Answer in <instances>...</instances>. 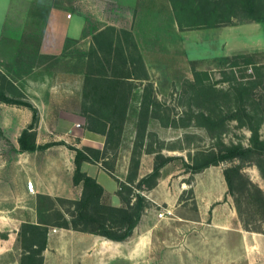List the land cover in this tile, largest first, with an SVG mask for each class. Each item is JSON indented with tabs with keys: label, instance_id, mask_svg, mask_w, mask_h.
Listing matches in <instances>:
<instances>
[{
	"label": "crops",
	"instance_id": "crops-1",
	"mask_svg": "<svg viewBox=\"0 0 264 264\" xmlns=\"http://www.w3.org/2000/svg\"><path fill=\"white\" fill-rule=\"evenodd\" d=\"M180 4L178 0H0V59L74 60L81 66L93 47V37L112 28L130 35L146 76L145 80L132 81L138 85L130 91L114 147L105 145V136L85 130L84 118L76 112H68L66 116L71 120L67 126L48 130L47 138L40 130L44 117L39 115L34 128L35 145L60 144L20 152L16 140L22 129L15 136V165L27 162L28 170L21 172V176L31 181L34 191L28 192L25 181L21 182L27 196L79 199L82 185L72 183L74 152L68 147H86L98 151L100 159L79 163V170L102 188L101 202L114 208L124 206L118 182L126 183L135 161L136 173L126 184L145 200L135 226L123 240L71 228L47 229L41 264H264V233L242 227L227 194L222 169L210 165L191 174L190 181H186L189 172L183 167L180 149L157 150L148 143V135H154L161 143L168 141L164 138L166 129L158 120L147 118L142 138L136 135L143 86L149 84L154 94L162 78L168 80L167 77L177 74V69L181 70L177 62L183 59L182 34L186 30L178 28L173 8L175 5L178 9ZM263 23H254L252 27L250 38L257 44L264 39ZM83 72L82 69L76 74L80 82L73 88L80 103ZM136 89L139 98L134 100ZM52 120L62 123L60 116ZM12 123L15 127L17 118ZM156 154L170 160L160 167L153 186L137 190L135 183L152 170ZM183 171L186 174H179ZM187 189L195 210L182 212L178 210L182 203L180 195ZM129 196L132 202L133 196ZM4 202L5 181L0 180V203ZM162 210L168 213L158 217ZM9 211H0V232L7 235L0 240V264H18V259L3 258L12 248L6 243L11 234L16 235L21 223L38 221L34 200L26 206L15 204Z\"/></svg>",
	"mask_w": 264,
	"mask_h": 264
},
{
	"label": "rangeland",
	"instance_id": "rangeland-1",
	"mask_svg": "<svg viewBox=\"0 0 264 264\" xmlns=\"http://www.w3.org/2000/svg\"><path fill=\"white\" fill-rule=\"evenodd\" d=\"M221 1L223 4L226 2ZM204 3L196 0L194 6H212L210 2ZM231 11L233 18L225 25L214 29L183 31V59L177 62L181 70L177 69V74L167 77L168 80L162 78L157 91L154 94L152 91L148 99L156 106H148L147 111L150 116L157 117L161 125H166L164 138L168 141L166 144L161 143L151 136L148 137V143L157 150L180 149L183 163L192 166L207 161L212 155L231 146L250 150L241 162L224 161L217 166L223 169L233 164H243L242 183L234 180L233 189L228 195L232 203L234 200L237 202L242 227L264 233V152L258 146H252L246 126L258 127V139L264 142V39L261 44L255 43L250 36L253 35V24L257 22L249 19L239 7ZM122 32L106 29L97 38L99 54L90 48L86 53V60L81 61V66L79 61L74 60L0 59V92L13 102L31 104L36 109L37 120L39 115L44 117L45 123H41L40 130L44 133L43 138H47L48 130L53 132L56 126L59 130L67 126L71 120L66 116L68 112L81 115L83 102L80 103L78 92L73 90L76 82H80L76 75L80 70L83 69L84 77L90 70H99L109 75L113 65L115 71H118L120 61L114 60L116 53L126 61H135L136 54L131 41ZM109 41L112 48L107 50L106 43ZM131 67L133 78L143 76L136 62ZM192 71L199 74L194 78ZM135 85L138 83L125 82L123 90L126 91L130 86L133 89ZM135 91L132 99L137 100L139 92L137 89ZM201 113L212 123H220V126H213L210 130L199 126L202 124L199 117ZM54 116H60L62 123L55 124L52 120ZM15 118L18 123L14 127L12 122ZM29 118L28 109L0 102V180L1 183L5 181L6 190V202L0 203V211L8 214L15 204L26 206L34 200L39 220L47 225V229H52L60 222L58 213L69 219L73 206L68 200H57L44 195L39 197L38 194L27 196L24 193L21 182L25 181V176L22 177L21 172L28 170L27 162L15 165L17 151L14 139L19 130L28 124ZM238 120L245 125L240 126ZM187 172L186 180H190L191 172ZM255 187L259 189L260 195L255 192ZM180 200L182 203L178 210H195L189 189L181 193ZM20 225L16 235L11 234L6 243L12 248L3 258L18 259V264H38L39 256L35 254L34 259L29 260L26 249H31V242L40 237L28 231L23 236L20 235ZM87 226L94 228L96 224L88 223ZM6 237V233L1 231L0 240Z\"/></svg>",
	"mask_w": 264,
	"mask_h": 264
},
{
	"label": "trees",
	"instance_id": "trees-1",
	"mask_svg": "<svg viewBox=\"0 0 264 264\" xmlns=\"http://www.w3.org/2000/svg\"><path fill=\"white\" fill-rule=\"evenodd\" d=\"M194 1L196 0H186L184 2H181L178 9L175 8V5H173L174 15L179 29H208L218 27L223 24L225 25L231 21V18H233V14H231V9L236 7H239L241 9V12L248 15V18L252 21H255L257 23L264 21V0H228L229 2L225 0L226 2H224V4L221 0H201L202 3L205 2L204 4L210 2L212 6L210 8H205L204 6L201 8L198 6H193L192 9L190 6L191 4L194 5ZM107 29L111 31L113 30L112 28ZM105 30L96 34L93 37V47L90 50H96V54H99L98 49L100 48L98 43L99 40H97V38L101 37V35L104 34ZM122 33H124L131 41V47L133 48L136 54V59L133 62H136V64L139 65L143 72V76H141L140 78H133V74L131 71V66H133V62L124 60L119 56V53H116L114 60L117 62L120 61L118 71H115L114 65L112 66L109 75H106L105 72L99 70H90L86 73V76L83 78V87L81 93V100L83 102V108L81 107V109H83L81 112V116L84 118L85 122L84 129L89 132L99 133L105 136V145L109 147H114L117 145L121 133L122 123L127 108L130 91L132 89V87L130 86L126 91H124V83L132 82L133 80L146 79L141 60L137 55L136 48L132 43L130 35L124 31ZM106 47L107 50H110V48H112L111 41L106 43ZM198 74V72L192 71V76L194 78ZM151 92L152 88L149 84L143 86V93L141 96V101L138 110L136 131V135L140 139L144 134L147 118H154L158 120L161 125L159 119H157V117L150 116V112L147 111L149 110L148 106H156L153 102H150L148 100ZM0 102L7 105L22 106L28 109V111L30 112V121L19 132V135L16 140L18 150L20 152L30 153L35 150H42L49 146L60 144L47 143L41 146L35 145L34 128L37 123V112L31 104L13 102L6 98L1 92ZM199 117L202 120V124L199 126L205 127L207 130H210V128L213 126H220V123H212L209 118L203 116L202 113L199 114ZM233 117L234 115H232L231 118ZM238 122L240 126L245 125L239 120ZM162 126L166 127V125ZM246 126L247 130L250 133V143L252 144V146H258V149L261 152H264V142L258 139V127L253 128L248 124ZM151 136L154 135H148V137ZM68 149L74 152V169L72 172V183H80L82 185V192L79 199L75 201L68 200L73 206V209L69 214L70 218L68 219L63 214L58 213V218L60 219V222L58 224H55V226L61 228H71L79 231H86L104 236L112 240H123L130 234L132 228L135 226L139 218L143 207L145 206V200L139 194V192H134L132 188L126 184L130 183L132 177L136 173L134 170V166H136L137 162L135 161L133 163V171H130L128 173L126 177V183L120 181L118 182L120 191L122 192V200L124 202V206L114 208L100 201L102 196V188L91 177L87 176L79 170V163L81 162H98V160L100 159L99 152L86 147H82L79 149L74 147H68ZM249 152L250 150L242 149L237 146H231L229 148L224 149L218 154L212 155L207 161L200 163L196 166H192L186 163H183V166L187 169V171H190L191 174H193L201 169H204L205 167H208L210 165H217L218 163L224 161L238 160L241 162ZM169 160L170 158H163L161 155L156 154L154 156L152 170L145 176L141 177L135 183V188L139 190L142 187L153 186L159 175L160 167L167 163ZM104 168L106 169V172L109 175H112V171L110 169L105 166ZM242 168L243 164H233L229 167L222 169V176L226 184L227 194H231L234 180H238L240 183H242V179L244 177L241 172ZM254 190L257 194L260 195L259 189L257 187H255ZM129 195L133 196L132 202H130ZM38 196L40 197L43 195L38 194ZM56 199L59 200L62 198ZM233 203L235 212L239 218L240 211L237 202L234 200ZM35 208L38 219L37 223H21L20 235L23 236L25 231H28L30 234L40 237L39 240H33L31 242L32 248L26 249V252L28 255L27 258L29 260H33L34 255L37 254L39 256L38 264H41V251L45 245L47 225L41 220H39L36 204ZM88 223H95L96 227L90 228L87 226ZM1 237L3 238V236Z\"/></svg>",
	"mask_w": 264,
	"mask_h": 264
},
{
	"label": "built area",
	"instance_id": "built-area-1",
	"mask_svg": "<svg viewBox=\"0 0 264 264\" xmlns=\"http://www.w3.org/2000/svg\"><path fill=\"white\" fill-rule=\"evenodd\" d=\"M25 188H26V190H27L28 192H34V191H33V187H32V183H31V181H29V180H26V181H25ZM166 213H168L166 210H162V211H160L157 215H158V217H161V216H163L164 214L166 215Z\"/></svg>",
	"mask_w": 264,
	"mask_h": 264
}]
</instances>
